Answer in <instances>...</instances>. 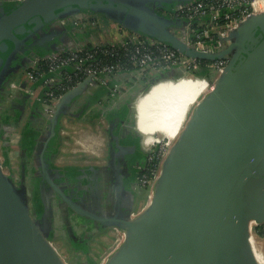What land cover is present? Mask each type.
<instances>
[{
  "label": "water",
  "instance_id": "water-1",
  "mask_svg": "<svg viewBox=\"0 0 264 264\" xmlns=\"http://www.w3.org/2000/svg\"><path fill=\"white\" fill-rule=\"evenodd\" d=\"M79 11L106 15L190 56L229 57L213 88L192 110L164 160L148 206L138 215L83 210L54 184L78 210L124 229L122 243L104 264H261L251 244L250 221L264 222V10L232 29L220 49L205 51L170 30L174 23L184 29L183 19L146 3L21 0L0 13V91L18 65L21 46L35 51L32 55L51 50H41L45 41L63 38L69 28L47 25ZM44 29L49 36L28 43ZM75 90L65 94L49 119L52 130ZM48 234L30 213L26 188L4 169L0 155V264H67Z\"/></svg>",
  "mask_w": 264,
  "mask_h": 264
},
{
  "label": "rangeland",
  "instance_id": "rangeland-1",
  "mask_svg": "<svg viewBox=\"0 0 264 264\" xmlns=\"http://www.w3.org/2000/svg\"><path fill=\"white\" fill-rule=\"evenodd\" d=\"M93 14L98 16L100 22H110L108 20L110 18L106 15L98 12ZM67 26L70 25L64 24L59 20H53L47 25L48 28L52 29H63ZM169 27L170 30L176 35H180V33L183 31L182 24L174 23ZM66 35V39H69V44L74 43L75 39L72 37V35H69V32H66L64 37L58 39L53 47L64 46L65 42L67 41L65 40ZM23 62L24 60L17 63L18 65L9 73V76L3 82L1 87L0 127L3 134L9 131L5 122L7 120H17L20 116V113L17 111V109L7 108V105L11 103L9 92L13 90L14 84L16 82H20L23 85L32 87L33 92L40 91L39 83L29 79L20 78L19 75H21L25 64L29 63V61H26L25 63ZM195 71L196 74L199 75H187L184 77L182 75L186 73V70L182 65L160 70L154 76H152L153 73L149 75V71H146L144 73L145 75L143 74L139 75L138 77H133L129 87L125 88L120 93L118 91H109V89H107L105 86L97 84H93L91 87L92 90L89 92V82L88 80H84L81 85L73 88L76 90L73 92L71 91V97L66 98L63 108L59 110L57 114V120L60 122L63 121L64 115L71 117L67 122L62 123L64 127L62 134L60 130H55L58 134L60 143L63 142V144H61L62 148H59L57 151V157L59 158L60 162L62 164L71 163L84 166L93 162H102V158L107 156L111 163L118 165V168L123 170L124 174L127 176H132L133 170L137 174L140 170L139 165L136 168L134 165L137 160L136 157L138 158V155H140L142 158L141 160H143L142 162L144 164L148 163V166L150 165L149 162H154L157 160V164L159 166L157 173H159L163 168L166 156L172 150L173 145L179 138L180 132L183 130L181 129L179 132H177L185 119V115L187 116V121L197 102L214 86V82H212L211 79L216 80L217 69L215 68V65H208V62L204 61V64H200V66ZM171 74L179 77L160 79L151 85L152 81L157 77H165L168 75L171 76ZM124 76L127 78L129 77V74H125ZM172 79H174L173 82L163 90L166 92L163 94V97L159 98L160 95L157 94L150 97L147 102L144 101L146 102L145 118L150 123V125L156 128L150 129L154 135L151 134L152 138L150 146H146L143 143L142 134L136 127V122H139V105L144 97L153 94L160 86L168 81H171ZM179 81L182 83V91L185 92V94H183L184 97L181 96L182 93H179ZM35 95L36 94H34V96ZM186 95L188 96L187 98L189 101L192 100V105H186L182 100L183 98H186ZM18 98L19 100L22 99L20 96H18ZM176 98H178L177 100L179 101H173L175 102L173 103L175 105L169 108L170 114L168 113L166 120L163 123L156 122L157 115L163 116L168 111V107L164 105L166 104L167 100H176ZM158 104L163 106L158 107ZM65 107H69L67 108L68 110L65 109ZM72 107L73 110L71 111L70 109ZM171 121L176 122V125L179 124V128L176 130L169 128ZM88 123L94 127L101 125L103 126L107 135H113V139L109 143L110 146L107 151L106 149L102 150L104 152L100 150L101 153L97 155L96 153H93L91 149H87L86 147L84 148L82 143L76 142L75 137H79V135L84 132L86 128L83 125ZM77 124L81 125L74 126ZM131 126L133 127L134 133H136V135L133 133ZM120 131L123 134V138H119ZM159 131L162 133H157ZM52 134V123L46 122L38 112L32 111L27 125L24 126L22 130H17L14 136L15 140H12L11 143L6 140L8 144V154L6 153V159L10 162L11 158L13 157V164L11 165H14L18 173L20 172V179L17 181V183L19 185L25 186L26 188L29 210L34 219H36V216H39L38 210L35 206L36 202L37 204L40 202L42 204V193L39 190V179L38 177L34 176V174H36L35 171H32L36 166L39 168V150L41 147L42 149L44 148L45 140L47 141V139ZM135 138H137V146ZM134 146L137 148V155H134L136 152L132 151V149H135ZM1 151L3 155H0L3 159L5 153L3 147ZM31 167L34 168L32 171ZM4 169L6 171L8 170L6 166H4ZM39 170L40 169H37L38 172ZM145 173L147 172L144 169V171L139 174V177L137 176L138 179L136 180L135 186H129L130 188L128 192H124V195H126L125 198L127 199L126 206L130 211L133 210V215H138L140 212H142L148 206V203L150 202L153 195L155 178L149 177L147 182L141 181L140 176L142 174L145 176ZM48 211V213L52 215L53 221L58 218L59 214L57 211L53 210L51 212L50 207ZM74 213L72 215L70 213V218L74 219L75 221ZM67 214L69 213L67 212ZM255 224V222L252 223V226ZM254 231L256 239L254 237L253 238L255 239V242L257 241V244H260V256L264 258V222L257 224ZM88 234L91 236L93 233L90 232ZM48 235L67 264H104L122 243L124 229L114 224L104 226L101 230L91 236L87 242L84 243H77V239L74 241L69 237V235H64L59 230H56L54 233L49 232Z\"/></svg>",
  "mask_w": 264,
  "mask_h": 264
},
{
  "label": "built area",
  "instance_id": "built-area-1",
  "mask_svg": "<svg viewBox=\"0 0 264 264\" xmlns=\"http://www.w3.org/2000/svg\"><path fill=\"white\" fill-rule=\"evenodd\" d=\"M164 9V14L184 20L180 35L188 45L217 51L240 22L264 10V0H186ZM110 19L109 23H103L96 14L85 11L63 16L61 22L79 29L83 34L81 38L72 44L34 54L25 67L27 79L39 83L40 91L33 92L32 87L21 83H16L15 87L23 94L38 95L43 100L48 119L56 112L65 94L84 80L120 93L129 87L133 77L146 71L154 76L160 70L182 65L186 70L183 75L196 76L199 74L195 70L207 61L208 65H215L217 79L229 62V57L203 59L187 55L167 41ZM125 74L129 77L125 78ZM166 77L178 76L157 77L152 83ZM149 164L139 165L141 173L144 169L147 172L140 176L141 181L147 182L149 177L156 181L159 176L157 160ZM254 222L250 235L253 237L255 226L259 224Z\"/></svg>",
  "mask_w": 264,
  "mask_h": 264
},
{
  "label": "flooded vegetation",
  "instance_id": "flooded-vegetation-1",
  "mask_svg": "<svg viewBox=\"0 0 264 264\" xmlns=\"http://www.w3.org/2000/svg\"><path fill=\"white\" fill-rule=\"evenodd\" d=\"M134 1L139 3L140 5L146 3V6L156 8L158 11L163 12L165 11V9L164 7H159V4L162 3L164 4L163 6H170V2H173L174 0H145V2L144 0ZM42 34L49 36L47 29H44L43 32L34 34L28 40V43L37 39ZM243 38L244 37L241 36L239 40H242ZM58 39L59 38L57 37L47 39L45 41L47 43H44L41 50H43L44 48H50L51 50L58 48L53 47V45ZM250 42L251 40L247 44H249ZM20 52L21 53L18 54L19 61L24 60L23 63H25L26 61H29L30 63L31 58L33 56L32 54L35 53V51L27 49L26 45L21 46ZM29 63L25 64V67ZM24 69L22 70L21 74H23L25 78H27L24 74ZM34 94L35 93L31 95ZM35 96L36 98H38V100L37 102L34 101L35 103H31V107L34 110H37L39 114L42 115V117L46 116L48 118L46 112L44 111L43 100L39 98L38 95ZM29 97L31 98L32 96ZM148 99H146L145 101L147 102ZM146 102H144V104ZM12 108L16 109L13 106ZM67 108L69 107H65V109ZM70 110L72 111L73 107ZM60 123L61 122L57 120L56 124L54 125V130H52L53 134L47 139V141L45 140L44 148L42 149L41 147L39 150V168L37 166L35 167V169L32 168L33 164L31 167V171L34 169L32 172L35 171L36 173L34 174V176L38 177L39 179V190L42 193V204L41 202L38 204L36 202L35 206L39 214V216H36V219H39L42 226L48 228V232L54 233L56 230H59L62 232V234L69 235L72 240L75 241V239H77V243H84L87 242L89 238L94 235V232L98 231L96 230V228H102L105 225V222L98 219H94L91 216H88L85 212L75 208L72 204L69 203L68 200H66L62 196L60 192H58L54 184L57 185L61 191L65 192L66 195H68L72 199V201L75 202L81 209L94 211L104 215H113L116 213H122L128 208L126 206L127 199L125 198L126 195H124V192H128L129 188L132 187V185L135 186L136 180L138 179L141 170H139L138 174L133 170L132 176H127L123 173V170L120 168H118V170L109 169V166H107L106 162L104 161L91 163L89 165L84 166L71 163L62 164L58 160L57 163L55 161V155L58 151L59 138L56 131L57 129L59 130V127H62V124ZM145 125L147 126L148 130L151 129L146 122ZM134 134L136 135V133ZM135 140L137 146V138H135ZM136 146H134L135 149H132V151L136 152V154L134 155H137ZM1 150L2 149L0 148V151ZM0 154L3 155L2 151ZM4 157L2 159L3 166L7 167V172L11 174L13 179L17 182L20 179V172L18 173L14 165H11L13 164V157L11 156L12 158L10 162L6 159V154H4ZM136 159V163L134 164L135 168L143 163V160H141L142 158L140 155H138V158L136 157ZM37 169H40L39 172L37 171ZM51 180L54 182L53 184ZM23 187L25 188V186ZM49 207L51 209V212L55 210L59 214L58 218L54 221L52 215L48 213ZM67 212L69 214H67ZM70 213L71 215L74 213L75 221L74 219L70 218ZM74 228L76 231L74 230ZM90 232L93 233L91 234V236L88 234Z\"/></svg>",
  "mask_w": 264,
  "mask_h": 264
},
{
  "label": "crops",
  "instance_id": "crops-1",
  "mask_svg": "<svg viewBox=\"0 0 264 264\" xmlns=\"http://www.w3.org/2000/svg\"><path fill=\"white\" fill-rule=\"evenodd\" d=\"M17 2H18L17 0H0V13L3 10H8V9L12 8ZM67 28H69V30H68L69 35H72V37L74 39H80L81 36L83 35V34H81L80 30L77 29V28L68 27V26H67ZM67 35L65 36V40H67L65 42V44H68L69 43V39L68 38L66 39ZM19 76H20V78L27 79V78H25V76L23 74H21ZM173 80L164 83L162 86H160L158 88V90L156 92H154L153 94H150V95L144 97L143 100L141 101L140 105H139V122H136V127L140 131V133L142 134V140H143V143L146 146H150V144H151V138H152L151 137V134H153V133H152L151 130H149L151 132L148 131V128L145 125V122L149 125L150 128H154V129H156V128L153 127L152 125H150L148 121H146V120L143 119V111L142 110L145 108V105H146V103L144 105H143V103L149 97L155 96L158 93L162 92L167 86H169L173 82ZM16 83H20V82H16ZM15 84L13 86V90L11 92H9V97H11V101L10 102L13 103V104L10 103L9 105H7V108L10 109V108H12V106L15 107L17 109V111L20 113V116H19V118L17 120L13 119V120H7L5 122L6 127L9 129L8 132H6V133L3 134V132H1L2 129L0 127V148L2 149V147H3V150L5 152L4 154H6V153L8 154V152H7L8 151V147H7L8 144H7V141L6 140H8L10 143H11L12 140H15L14 139V136H15L17 130L18 129H21L22 130V128L27 125V122H28V120L30 118V114L32 113V111L38 112L37 110H34L31 107V103H33L34 101L37 102L38 98H36V96L31 95V94H26V95L23 94L20 90H18V88L15 87ZM92 85H93V83H90L89 82V84H88V91L89 92L92 90V88H91ZM183 94H185V92ZM28 95L29 96H32V97L30 98ZM18 96H20L22 98V99H20L21 101L19 100ZM188 96L190 97L189 94H188ZM188 96L186 95V98H183L182 99L186 105H188L192 101V100L191 101L188 100V98H187ZM182 97H184V95ZM30 100H31V102H30ZM174 105L175 104H172V105L168 106L167 113L170 114V111H169L170 109L169 108L172 107V106H174ZM70 118H71L70 116L64 115L63 121L60 124H62L63 122H67ZM186 118H187V116L185 115V119L182 122V125L181 126L179 124L176 125V122H172L171 121L172 123L170 122V127L169 128H171L173 130H176L180 126V128L177 131V132H179L181 129L184 128V126L186 124L185 123L186 122ZM43 120H45L46 122H50V120L46 116H43ZM103 122H104V120H103ZM82 124H84V123H82ZM79 125H81V124H77V125H74V126H79ZM61 126L62 127H59V130H60V132L62 134V132L64 131V129H63L64 127H63V124ZM83 126L86 129L84 130V132H82L79 135V137H75L76 142L77 143H82V145H83L84 148L86 147L87 149L88 148L91 149V151L93 153H96L97 155H99L101 153V151L104 150V149H106V151H107V149L110 146L109 143L113 139V135L112 136L110 134L107 135L105 133V130H104L103 126H101V125L100 126L97 125V127H94V126H92L91 124L88 123V124L83 125ZM14 131H16V132H14ZM157 133H162V132L159 131ZM119 134H120L119 135V138L120 137L123 138V134H122L121 131H120ZM106 137H107V140H106ZM121 140H120V142H121ZM58 143H59L58 144V150H59V148H62L61 147V144H63V142L60 143V141L58 140ZM37 150H38V148H37ZM102 152H104V151H102ZM57 156L58 155L56 154L55 155V157H56V160L55 161L58 163V161H60V160H59V158ZM102 161L106 162L107 166H109V169H112V170H115L116 169V170H118L117 165L114 164V163H111V161L108 159L107 156L103 157L102 158ZM93 163H96V162H93ZM132 211L133 210L130 211L129 208H127L126 211H123L122 213H129V212L132 213ZM104 226H107V224H105ZM102 228H99V229L96 228V230L99 231ZM74 230H75V228H74ZM98 231L94 232V234L97 233Z\"/></svg>",
  "mask_w": 264,
  "mask_h": 264
},
{
  "label": "bare ground",
  "instance_id": "bare-ground-1",
  "mask_svg": "<svg viewBox=\"0 0 264 264\" xmlns=\"http://www.w3.org/2000/svg\"><path fill=\"white\" fill-rule=\"evenodd\" d=\"M183 77L184 76H187V75H182ZM189 76V75H188ZM179 77V76H178ZM170 78V77H169ZM176 78V77H174ZM188 78V77H187ZM192 79V78H191ZM173 80V79H172ZM156 82V81H155ZM155 82H153L151 85H153ZM215 85V82L213 83ZM150 85V87H151ZM213 88V87H212ZM193 102H190L188 105H192ZM146 107V105H145ZM195 107V106H194ZM194 109V108H193ZM143 111V119L146 120L145 118V108L142 110ZM147 121V120H146ZM150 124V123H149ZM185 127V126H184ZM254 223V220H251L250 221V224ZM256 239V237H254ZM253 238V236L250 237V240H251V244H252V247H253V250H254V253H255V256L257 258V260L261 263V264H264V258H262L260 255H261V249H260V244L258 243L257 244V241L255 242V239Z\"/></svg>",
  "mask_w": 264,
  "mask_h": 264
},
{
  "label": "trees",
  "instance_id": "trees-1",
  "mask_svg": "<svg viewBox=\"0 0 264 264\" xmlns=\"http://www.w3.org/2000/svg\"><path fill=\"white\" fill-rule=\"evenodd\" d=\"M9 76V75H8ZM166 78H169V77H166ZM161 79H164V78H161ZM160 80V79H159ZM158 81V80H157ZM180 82V81H179ZM181 87H182V83L180 82V89H179V93H182L181 94V96H183V93L184 92H182V89H181ZM166 92H164V91H162V92H160V93H158L160 96H159V98H161V97H163V94H165ZM178 98H176V100H174V99H168L167 100V102H166V104H164V105H166V107H168V106H170V105H172L173 103H175V102H177V101H179V100H177ZM173 101H175V102H173ZM163 105H159L158 104V107H162ZM166 109V108H165ZM168 117V113L166 112L163 116H159V115H157V117H156V122H158V123H163L165 120H166V118Z\"/></svg>",
  "mask_w": 264,
  "mask_h": 264
}]
</instances>
